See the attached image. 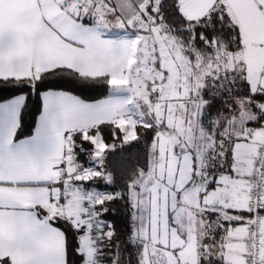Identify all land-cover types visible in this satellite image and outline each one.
Returning <instances> with one entry per match:
<instances>
[{"label":"snow or ice","instance_id":"obj_1","mask_svg":"<svg viewBox=\"0 0 264 264\" xmlns=\"http://www.w3.org/2000/svg\"><path fill=\"white\" fill-rule=\"evenodd\" d=\"M153 159L172 168L163 227ZM253 187L264 0H0V264H264ZM182 196L202 211L191 257Z\"/></svg>","mask_w":264,"mask_h":264},{"label":"crops","instance_id":"obj_2","mask_svg":"<svg viewBox=\"0 0 264 264\" xmlns=\"http://www.w3.org/2000/svg\"><path fill=\"white\" fill-rule=\"evenodd\" d=\"M15 7L14 6H10L6 9V12L11 13L13 11H15ZM162 163V160H156L153 159L152 164H153V173L151 176H146V180L148 178H150L152 180V183L150 185V195L152 198V204H153V211H154V215L158 214L159 220L161 222V226L163 227L164 222H165V212L166 210L171 213L172 211V207L174 205V199H173V194L171 192L168 191V189L164 186V184L161 183V179L159 178L158 174H157V169L160 168L159 164ZM48 178L52 177V173L51 170L49 169L48 173L46 174ZM167 184H171L170 182L165 181ZM179 185V182H178ZM157 189H159V193L157 194ZM245 186H244V182L243 180H239L236 182V196L233 198V202L237 203V204H242L245 203ZM157 197L159 199V203L157 204ZM181 200L183 201V205L182 208H180L176 214V216L174 218L176 219H180L184 225V227L188 228V229H192L193 227H190V222L185 225V210L188 211L189 209H197L199 210V208H197L196 206H192L190 204H188L186 202V198L185 197H181ZM186 203L188 204L186 206ZM155 208V209H154ZM187 208V209H186ZM201 212L198 215V217L200 218L201 221ZM194 231V230H193ZM195 233V232H194ZM195 239H196V234H195ZM196 247V244H195Z\"/></svg>","mask_w":264,"mask_h":264},{"label":"trees","instance_id":"obj_3","mask_svg":"<svg viewBox=\"0 0 264 264\" xmlns=\"http://www.w3.org/2000/svg\"><path fill=\"white\" fill-rule=\"evenodd\" d=\"M209 90L212 91H218V89L213 87L212 82H209L208 88L205 89V92H208ZM216 118L220 119L219 114H216ZM204 127L210 129L211 125L208 124V122H204ZM229 132L231 131V126H229ZM197 134H200V129H197ZM204 136L206 137L205 141H204V147L205 149L211 148V138L208 136V133L205 132ZM211 158V153L208 154V156L206 157V159L210 160ZM209 171H211V164H209ZM147 176V175H146ZM145 176V177H146ZM144 177V179L146 180V178ZM148 181V187H150L152 180L150 178L147 179ZM192 210V216H191V220H190V224H192L193 230L196 234V247L199 244V240L202 238L201 236V232H202V225H201V221L200 218L198 217V215L202 214L201 209L197 210V209H191ZM207 242V239H206ZM122 247H126V246H122ZM123 261L124 264H132L133 261V257L132 256H127V254L124 255L123 257Z\"/></svg>","mask_w":264,"mask_h":264},{"label":"rangeland","instance_id":"obj_4","mask_svg":"<svg viewBox=\"0 0 264 264\" xmlns=\"http://www.w3.org/2000/svg\"><path fill=\"white\" fill-rule=\"evenodd\" d=\"M160 168L157 169V174L159 178L163 181L170 182L171 181V175H172V168L169 166L168 168H165L163 165V162L159 164ZM191 170V161H185L182 165V176L185 171H190ZM186 202L192 206H196L194 198H186ZM186 203V206L188 205ZM155 209V208H154ZM187 209V208H186ZM185 225L186 223L188 224L191 220L192 216V210H185ZM192 227V224L190 225ZM185 230H187L190 233V246L187 249L185 255L188 257H191L193 254V251L195 249V244H196V239H195V233L192 229H188L185 227Z\"/></svg>","mask_w":264,"mask_h":264},{"label":"built area","instance_id":"obj_5","mask_svg":"<svg viewBox=\"0 0 264 264\" xmlns=\"http://www.w3.org/2000/svg\"><path fill=\"white\" fill-rule=\"evenodd\" d=\"M244 192H245V197H246L247 190H245ZM252 197H253V199H255L256 197H260V198L264 199V188L256 189L255 187H253L252 188Z\"/></svg>","mask_w":264,"mask_h":264}]
</instances>
